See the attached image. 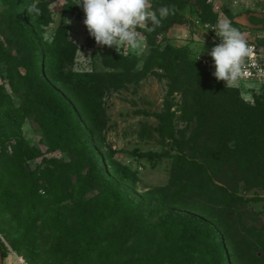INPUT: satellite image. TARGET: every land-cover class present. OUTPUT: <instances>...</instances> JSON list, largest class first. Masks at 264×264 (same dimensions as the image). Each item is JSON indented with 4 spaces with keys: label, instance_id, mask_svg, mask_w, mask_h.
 Masks as SVG:
<instances>
[{
    "label": "rangeland",
    "instance_id": "1",
    "mask_svg": "<svg viewBox=\"0 0 264 264\" xmlns=\"http://www.w3.org/2000/svg\"><path fill=\"white\" fill-rule=\"evenodd\" d=\"M174 1L149 0L151 9L169 5L170 9L178 10L179 15L172 17L169 24L159 31H145V47L140 54L122 56L114 47L101 46L90 36L83 23L85 13L82 6L77 5L78 0H35L21 10L20 14L27 21L24 26L34 32L33 37L29 36L24 41L25 48L32 49V41H36L41 65L48 78L64 95L71 96L74 103L73 96L80 100L93 122V129L75 103L88 138L75 135L70 148L53 147L42 124L33 117L25 119L23 135L35 152H40L38 157L28 159L26 163L30 170L38 171L46 185L40 191L42 196L58 200L61 196L59 191L63 190L66 197L57 203L56 212L36 213L37 216L28 219L30 215L24 211L22 221H30L33 231L44 233V236L33 238H30L31 229L22 228L7 211L8 207H3V215H0L3 264H38L32 254L35 251L33 246L46 243L49 236L46 228L50 221L60 219L68 222L75 228L73 235L80 229L91 231V201H94L91 196L96 193V190L91 191V173L102 177V170L99 172L91 165V146L96 149L107 179L115 178L109 157L134 172L135 179L121 183L127 195L122 208L139 205L145 200L147 204L143 210L146 212L143 214H147L158 203L155 197L163 200L159 190L169 186L173 179L185 182L190 169L182 157L192 155L190 151L181 153L180 146L185 147L184 142L192 138V133L203 122V115L197 113L191 104L194 103L193 92L196 88L205 90L203 86L207 80L212 83L208 84L210 89L205 93L213 99L216 97L217 103L204 102L200 108L203 112L211 110L220 115L221 118L213 123L219 142L231 140L242 155L255 157L258 154V138L264 141V116L261 115L264 112V89L261 84L242 80L237 87L226 88V82L218 81L201 63L205 46L203 36L193 32L191 38H185L182 30L191 28L192 19L197 14L215 24L228 19L248 41L264 47V17L252 12H238L240 10L224 2L211 6L202 1ZM14 3L15 0H0V42L6 43V36L12 38V34H16L9 27L18 24L14 21L17 16ZM165 55L182 65L179 67H186L191 77L198 74L202 83L191 80L190 76L188 78V70H179L178 67V70L170 71L166 62L158 64L157 57ZM12 56L7 62L0 60V85L5 84L18 106L24 100L23 95L17 91L19 86L14 84L13 89L9 81L17 80L18 71L34 78L26 69L16 70L15 66L20 61L26 66L32 65L34 55L26 51L23 58L16 57L14 52ZM177 71L180 75L173 78ZM41 109L43 114L49 115L46 107L41 106ZM160 115H164V120ZM169 122L182 145L160 131L161 125H169ZM147 152L158 156L148 157ZM100 181L98 177L93 182L97 184ZM238 194L247 200L239 207L244 220L249 223L255 220L263 225L264 189L242 183ZM93 203L96 204L95 201ZM71 238L61 239L64 244L61 255L69 254L75 236ZM58 264H68V260Z\"/></svg>",
    "mask_w": 264,
    "mask_h": 264
},
{
    "label": "trees",
    "instance_id": "2",
    "mask_svg": "<svg viewBox=\"0 0 264 264\" xmlns=\"http://www.w3.org/2000/svg\"><path fill=\"white\" fill-rule=\"evenodd\" d=\"M34 1L15 0L17 16L14 21L20 26L9 25L16 34H12V38L6 36V43L0 42L1 61L12 58V52L20 58L26 51L34 55L30 66L21 61L15 64L16 70L24 68L34 78L18 71L17 80L9 81L13 89L14 84L19 86L17 91L24 98L21 104L17 106L5 84L0 85V215H3V207H8L7 211L22 228L31 229L30 238L44 236V233L33 231L30 221H22L24 211L26 215L29 213L28 219L37 216L36 213L56 212L55 206L65 199L66 192L59 191L58 200L42 196L40 191L46 185L38 171L30 170L26 163L28 159L38 157L40 152H35L26 141L23 122L33 117L42 124L53 147L70 148L75 135L88 138L78 104L86 123L93 129V122L80 100L73 96L75 104L71 96L64 95L48 78L41 65L36 41H32V49L25 48L24 41L33 37L34 32L24 26L27 21L20 12ZM178 15L179 11L174 9L155 31L167 26L172 17ZM156 61L160 65L166 62L170 71L178 70L181 65L168 55L158 56ZM183 69L188 70L179 67V70ZM176 75H180L179 71L173 73V78ZM190 75L191 72L186 71L188 78ZM191 80L202 83L198 74L192 75ZM209 83L211 80L205 82V90L195 89L191 104L203 115V122L192 133V138L184 142L185 147L180 146L181 153L190 151L192 155L182 157L190 169L186 181L173 179L169 186L159 190L163 200L155 197L158 203L147 214H143L146 212L143 210L147 204L145 200L139 205L122 208L127 195L121 183L135 179V174L109 157L115 178L107 179L96 149L91 146V165L99 172L102 170V177L91 173V191L96 190L91 196L96 203L91 201V231L80 229L73 235L75 228L68 222L60 219L48 222V240L43 246H33L32 254L38 264L66 263L67 260L68 264H264V224L244 220L239 207L247 200L238 194L242 183L264 189V141L258 138L259 150L255 157L240 154L231 140L219 142L213 123L221 118L220 115L211 110L203 112L200 108L204 102L217 103L216 97L213 99L205 93L210 89ZM41 106L46 107L49 115L43 114ZM261 115L264 116V112ZM163 118L164 115H160V119ZM166 118L170 119L169 116ZM160 131L182 145L171 122L162 124ZM145 154L158 156L154 152ZM98 177L101 181L95 184L93 181ZM74 236L69 254L61 255L64 246L61 239L71 240Z\"/></svg>",
    "mask_w": 264,
    "mask_h": 264
},
{
    "label": "clouds",
    "instance_id": "3",
    "mask_svg": "<svg viewBox=\"0 0 264 264\" xmlns=\"http://www.w3.org/2000/svg\"><path fill=\"white\" fill-rule=\"evenodd\" d=\"M77 5L83 8V23L96 43L114 47L121 56L140 54L145 47L144 32L160 26L174 11L167 6L153 10L149 0H78ZM212 29L219 43L211 49L206 46L201 54L207 52L212 57L213 75L218 81H225L226 88L237 87L248 76L247 62L253 57L254 49L244 33L228 19L219 20Z\"/></svg>",
    "mask_w": 264,
    "mask_h": 264
},
{
    "label": "built area",
    "instance_id": "4",
    "mask_svg": "<svg viewBox=\"0 0 264 264\" xmlns=\"http://www.w3.org/2000/svg\"><path fill=\"white\" fill-rule=\"evenodd\" d=\"M202 1L207 5L217 6V4L224 2L229 6L236 8L242 12H252L255 15L264 17V0H194ZM215 23L209 20H204L200 14H197L192 19L191 28H185L182 30V36L185 38H191L193 32H199L204 39V50L206 46L211 49L212 46L219 43V38L216 37L215 31L212 29L215 27ZM140 30V29H138ZM196 34V33H194ZM198 34V33H197ZM254 49V55L250 61L247 62L248 76L243 81H249L261 84L264 89V47L259 46L255 42L248 41ZM201 63L204 68L210 72L215 71L214 62L210 55L205 52L201 58Z\"/></svg>",
    "mask_w": 264,
    "mask_h": 264
},
{
    "label": "water",
    "instance_id": "5",
    "mask_svg": "<svg viewBox=\"0 0 264 264\" xmlns=\"http://www.w3.org/2000/svg\"><path fill=\"white\" fill-rule=\"evenodd\" d=\"M0 264H3V258L1 256V254H0Z\"/></svg>",
    "mask_w": 264,
    "mask_h": 264
},
{
    "label": "bare ground",
    "instance_id": "6",
    "mask_svg": "<svg viewBox=\"0 0 264 264\" xmlns=\"http://www.w3.org/2000/svg\"><path fill=\"white\" fill-rule=\"evenodd\" d=\"M15 258V257H14ZM19 260V259H18Z\"/></svg>",
    "mask_w": 264,
    "mask_h": 264
}]
</instances>
